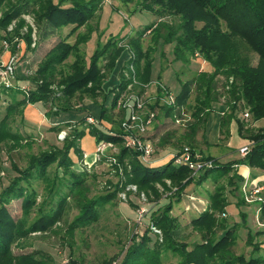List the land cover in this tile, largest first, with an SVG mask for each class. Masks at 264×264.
Wrapping results in <instances>:
<instances>
[{
    "label": "rangeland",
    "instance_id": "obj_1",
    "mask_svg": "<svg viewBox=\"0 0 264 264\" xmlns=\"http://www.w3.org/2000/svg\"><path fill=\"white\" fill-rule=\"evenodd\" d=\"M137 1L101 0L93 17L84 26L77 29H73L72 25L60 29L51 27L42 29L36 24L32 13L22 14L24 25L20 29V35H15L11 41L0 39V75L7 68L10 60L13 62L12 74L9 76L12 85L7 87L0 80V119L9 104V92H17V98L20 99L29 97L33 88L31 77L35 76L39 63L50 50L60 42L74 45L77 40L84 38L78 45L77 51H73L65 62L58 66L57 77L69 70V66L77 55L82 56L88 62L95 48L103 46L107 41L112 43L111 45L115 49L120 50L117 60H121L120 64L116 62L111 73H107L111 62L106 58L107 54L100 58L98 63L100 71L103 75L106 74L102 83L106 95L104 101L102 94L96 100L86 97L74 98L70 101L71 109L67 112H59L56 107L58 104L53 102L52 97H48L47 101L40 103L46 110L48 118L60 116L61 120H68L60 124V130H58L59 132L65 131L64 138L71 137L74 134L72 130H75L73 128L76 127L88 126L86 133H89V128L100 121L99 123L104 127L109 125V130L117 132L120 128L121 133L118 136L122 140L121 145L124 146L122 137L124 131L121 122L127 112L125 108L130 103L142 106V108L136 109L139 114H143L145 109L155 113V120L145 135L154 144L152 160L157 161L153 163L156 166L167 165L170 162H173L170 166L171 169L179 166L173 156L187 146L192 154L210 159L212 166L207 169L218 172L223 164H230L232 161L243 158L239 153V148L249 145L250 151L251 143L248 140L264 142V115L257 117L256 120L250 117L244 118L243 112L249 110L240 108V103L231 101L229 106L223 105L227 100L225 91L230 85L231 78L228 83H224L223 78H217L218 89L211 92L212 96L218 97L216 105L212 106V110L201 112L200 121L195 125V133L190 132L189 124L194 121L192 111L196 107V86L201 84L200 81L203 78L213 73V67L204 61L197 52L191 55L186 53L184 60L177 61L174 58L173 46L162 41L165 32L161 29L163 24L172 25L173 22H177V18L164 16L157 19L151 12L139 10ZM197 26L199 27L200 24ZM15 27L16 21H13L7 27V31L13 32ZM29 29H31V44L27 48L24 36ZM138 38L140 39L138 40ZM4 41L6 45H4ZM138 42L141 44V53H138L134 46ZM231 44L238 57L246 58L252 66L260 63L259 56L252 53L243 42L234 40ZM146 54L151 57L149 82L138 79V72L143 74L139 68L147 60ZM125 56L126 58H124ZM138 61L140 62L139 67L136 64ZM123 65L125 67L121 73L122 77L130 78V83L124 90H120L114 108L109 110L110 118L99 120L101 104L105 108L110 106L114 94L119 90L111 91L119 83V73ZM36 83L37 85L41 84V80ZM157 84L174 96L179 93L181 85L188 84L190 90L186 100L187 106L184 109L189 120L181 123L185 125L175 123L174 116L164 115L163 110L166 107L159 101V96L162 94L157 90ZM224 85L226 87H223ZM61 89V85L57 82L50 86V90L57 94V97L61 94ZM233 104L239 109L234 113L231 108ZM90 117L93 118L94 123L88 120ZM22 120L23 113L18 114L14 111L8 121L9 128L21 134V138L19 137L17 142L7 143V137L0 139V192L13 182L14 178L19 177V173L16 171L17 167L22 170L27 166L30 157L48 152L49 142L60 147L62 146L61 141L64 140V138L58 139L59 132L57 130L44 131L43 135L30 131L23 125ZM231 124L236 128L238 137L244 140V144L239 147L234 142L230 146L228 145ZM81 139L79 145L91 143L94 146L90 135ZM206 140L212 145L208 146ZM99 142H105V150L101 155L95 151L94 157H89L88 162L84 154L80 160L73 150L69 151L68 156L75 164L74 168L86 173L85 183L80 191L67 196L61 203L62 206L60 204L61 213L50 226L44 225L43 230L32 232L30 224L35 218L41 216L42 213L49 212L51 206H54L52 203L55 195H52L51 192L56 189L55 186L45 184L41 180L32 183L31 190L35 194L34 202L29 207L30 214L25 222H23V198L5 204L14 227L10 234V253L0 256V264H116V261H112L111 258L121 256L119 259L121 261L123 254L130 250L131 246L142 244V237L150 238L152 242L157 241V246L164 248L165 244L161 243L163 234L154 223L153 218H150V214L157 208L163 210L169 200L173 202L170 214L178 219L179 227L174 231L173 240L170 243V253L163 256L162 264H182L181 259L174 255L181 253L185 244L187 245L185 250L189 252L193 249L194 242L201 241L200 235L193 231L190 225L192 216L198 213L189 211L186 206L183 208L181 201L175 203L178 194L177 187L185 179L186 174L172 180L164 178L153 183L146 190L137 189V192H126V188H123L124 179L123 177L119 178L124 174L122 165H118L114 157L119 152V145L104 140L98 141L97 147ZM92 158L93 162H91ZM55 166L56 163L51 165V168L54 169ZM235 172L243 178V181L238 182V189L233 191V187H227V179ZM220 184L226 186L228 206L224 213L217 212L216 216L219 220H226L228 228L234 225L238 226V238L234 246L231 247V252L248 256L251 248L245 244L247 230L254 233L262 232L258 237L260 242L258 244L264 246V220L259 217L261 212L259 204L264 203V196H262L264 194V170L236 164L224 175ZM116 186L120 189L117 190ZM213 187L214 183L211 181L197 185L193 180L185 184L182 199L184 195H188L194 202L208 208L209 201L206 200H208L209 192L213 190ZM63 191L67 192L68 190L63 189ZM124 192H126L125 198H123ZM27 193L24 197L27 196ZM140 193L144 194L145 200L140 198ZM158 198L160 199L156 202L155 200ZM237 198H242L244 207L255 205L253 214H250L249 208L247 209L248 214H246L244 226L240 225V215L236 207ZM92 201L97 202V206L101 205L99 218L88 224L79 221L78 225L72 227L73 221L81 213L84 204H90ZM144 205L148 208L151 207V210L140 218L138 217L139 209ZM152 226L155 230L152 229ZM220 230L219 227L216 229L218 235L221 233ZM205 241H207L206 238ZM151 245L152 243L149 246ZM144 246L147 245L144 244ZM172 248L176 252H173ZM261 252L264 253V251Z\"/></svg>",
    "mask_w": 264,
    "mask_h": 264
},
{
    "label": "trees",
    "instance_id": "obj_2",
    "mask_svg": "<svg viewBox=\"0 0 264 264\" xmlns=\"http://www.w3.org/2000/svg\"><path fill=\"white\" fill-rule=\"evenodd\" d=\"M125 1L132 2L133 0ZM100 3L101 0H56V2L54 0H0V39L11 41L15 35L19 36L20 29L24 25L21 15L29 12L33 14L36 24L42 29H46V27L60 29L68 25H72L73 29L80 28L93 17L94 11ZM136 4L139 10L151 12L157 19L164 16L177 18V22H173L174 24H163L161 27L165 32L162 41L173 46L174 58L177 61L184 60L186 53L191 55L197 52L204 61L213 67V73L203 78L200 81L201 84L196 86V107L192 111L194 121L189 124L190 132L195 133V125L200 121L201 112L212 110V106L216 105L218 97L212 96L211 92L218 89L217 78H223L224 83H228L231 78L230 85L225 91L227 100L223 104L224 106H229L231 101L238 102L240 108L249 110L248 113L253 120L264 115V0H138ZM13 21H16V27L13 32H8L7 27ZM197 24L200 26L198 27ZM2 32L4 34H1ZM30 33L31 29L24 36L27 48L31 44ZM83 40L84 38L82 40L80 38L74 45L60 42L45 55L38 65L35 76L31 77L33 88L29 97L20 99L17 98V92H9V104L0 119V139L7 137L6 142L8 143L17 142L18 138H21L19 132H14L9 128L8 121L12 112L16 111L18 114H22V109L26 104L45 102L48 97H52L53 102L58 104L56 106L58 111L67 112L71 109L69 104L74 98L86 97L96 100L102 94V100H105L106 95L102 83L106 74L101 73L98 63L100 58L107 54L106 58L111 62L107 73H111L116 66L117 57L120 55V50L115 49L108 41L103 46L95 48L88 62L82 56L77 55L69 66V70L57 77L58 66L63 64L73 51H77L78 45ZM234 40L247 45L252 53L259 56L260 63L252 66L246 58L238 57L232 49L231 43ZM138 43L134 46L138 53H141V44ZM146 57L147 60L139 68L143 74L138 72V79L149 82L151 57L149 54H146ZM136 64L139 67L140 62L138 61ZM124 67L123 65L119 73V83L111 91L119 90L114 94L110 106L105 108L101 104L99 120L110 118L109 110L114 108L120 90H124L130 83V78L122 77L121 73ZM38 80H41L39 85L36 83ZM55 82L62 87L58 97L50 90V86ZM157 90L160 92L159 87ZM189 90L188 84L181 85L179 93L175 96L177 108L187 106ZM236 107L235 104L231 107L233 113L239 110ZM189 108L192 109L191 106ZM163 111L164 115L168 117H173L176 113L174 107H166ZM125 117H127V113L124 114L123 118ZM99 122L89 128V133L96 138L97 142L105 140L119 145V152L114 157L116 163L122 165L124 171V174L119 176L124 179L123 188L135 185L138 190H146L159 180L164 178L172 180L186 174L185 179L177 187L178 194L175 203H179L185 184L193 180L197 185L206 181L214 183L213 190L209 192L208 208L203 205L201 208L197 207L198 204L190 198L187 201V209L195 210L198 213L196 216H192L190 225L193 231L200 235L201 241L194 242L193 249L189 252L185 250L187 247L185 244L184 250L174 255L181 259L182 264H264V253L261 252L264 251V246L258 244L260 243L258 237L262 232L254 233L248 230L245 244L251 248L250 253L248 256L234 254L231 252V247L234 246L238 238V226L234 225L228 228L226 220H219L216 216L218 213H224L228 206L226 186L220 184L224 175L236 164L264 170V142L248 140L251 143L250 151L239 160L223 164L220 168L222 171L219 170L221 172L206 169L191 176V171L183 165L171 169L170 166L173 162L157 167L143 164L139 160L137 152L121 145L122 140L118 136L121 133L120 128L116 132L105 128ZM53 129L58 131L60 126L57 125ZM73 129H75L72 130L74 134L64 138L61 141L62 146L50 145L48 152L30 157L25 168L20 170L17 167L15 170L19 173V177L14 178L13 182L0 192V256L10 253V234L14 227L6 203L23 198V222H25L30 214L29 207L34 202L35 194L31 190L32 183L41 180L45 184L55 186L56 189L51 192L56 197L52 203L54 206H51L49 212L42 213L30 224L32 232H37L57 220L61 213V203L67 196L82 189L86 173L74 168L75 164L69 158L68 153L73 150L77 158L82 160L83 153L79 141L85 135L88 126ZM54 163L56 166L52 169L51 165ZM242 181L243 178L235 172L227 179V187H233V191H236L237 183ZM29 188L31 191L28 190ZM115 188L120 189L118 186ZM63 189L68 191H63ZM25 193L27 196L24 197ZM160 198L155 201L157 202ZM237 199L236 207L240 215V225L244 226L246 219V213L243 211L244 201L242 198ZM171 201L169 200L163 210L157 208L150 214V218H153L154 223L163 234L161 243L165 244L164 248L157 246V241L152 242L150 238L142 237V244L131 246L130 250L123 254L121 261H119L121 256L111 258V260L116 261V264H162L163 256L170 253V243L173 240L174 231L179 227L178 219L170 214L173 205ZM96 204L97 202L94 201L84 204L81 213L73 221L72 227L78 225L79 221L88 224L97 220L101 205L97 206ZM259 206L261 208L259 217L264 220V203ZM218 227L221 229L219 235L216 232ZM150 243H152L151 246H149ZM172 250L176 252L174 248Z\"/></svg>",
    "mask_w": 264,
    "mask_h": 264
},
{
    "label": "built area",
    "instance_id": "obj_3",
    "mask_svg": "<svg viewBox=\"0 0 264 264\" xmlns=\"http://www.w3.org/2000/svg\"><path fill=\"white\" fill-rule=\"evenodd\" d=\"M3 43L4 45H6L5 41ZM12 65L13 62L12 60H10L7 68L4 69L3 73L0 75V80L3 81V83L7 87L12 85L9 80V76H11L12 74ZM157 85L160 88V93L162 94L161 96H159V101L162 102L165 107L176 108V113L174 114L175 123H177L178 125H185L181 123L189 120V118L187 119L188 115L186 113V110L184 108H177L175 96L172 93L167 92L162 86H160V84ZM137 108H142V106L140 104L135 105L128 103L127 107L125 108L128 112L127 117H125L121 122V127L124 131V134L122 136L124 140V146L137 152L138 158L143 164L151 166L154 163V160H152L154 154V144L145 134L155 120V113L152 110L145 109L143 111V114H139L138 112H136ZM242 115L244 118L250 117L248 112H243ZM88 120L94 123L92 117H90ZM64 136L65 131H60L58 133V139H63ZM105 148V142H99L96 149L98 155H101ZM248 151L249 145L239 148V153L242 156H245ZM173 157L178 165H183L189 168L193 175H196L199 172L204 171L212 166V161L210 159L201 158L198 154H192L190 148H188L187 146L183 147L182 150L179 153H176ZM132 191L137 192L136 186L128 185L126 187V192ZM126 192H124L123 198H125ZM140 198H142V200H145L143 193H140ZM150 210L151 207L148 208L145 205L142 206L139 209L138 217L141 218L147 211ZM152 229L155 230L153 226Z\"/></svg>",
    "mask_w": 264,
    "mask_h": 264
},
{
    "label": "crops",
    "instance_id": "obj_4",
    "mask_svg": "<svg viewBox=\"0 0 264 264\" xmlns=\"http://www.w3.org/2000/svg\"><path fill=\"white\" fill-rule=\"evenodd\" d=\"M120 60L121 59L117 60L118 64H120ZM40 103H43V102H38L36 104H26L23 107V109H22L23 125L27 129H29L30 131L32 130V131L37 132V133L39 132V133H42L41 135H43L44 131L53 132V130H54L53 128L55 126H57V125L60 126V124H63L65 121H68V120H61L59 118L60 116H55V117L51 116L52 117L51 119L48 118L46 116V110L43 108L42 105H40ZM126 113H128V112H126ZM108 126L109 125L105 126V128L110 129V126L109 127ZM230 133H231L230 134V138H229L230 140H228V145L229 146L232 144V142H234V144H238V147L244 144V140H242L241 138L238 137L237 130H236V128L233 127L232 124L230 125ZM87 135H90V137L94 141V144H93L94 146H92L91 143L84 144V145H79V146H80V149H81L82 153L86 156L87 162H88V158L89 157H94L93 155L95 154V151H96V148H97V140H96V138L94 136H92L89 133H86L82 138H86ZM219 138H220V136H219ZM81 140H80V142H81ZM206 142H207L208 146L212 145L207 140H206ZM49 144L52 145L50 142H49ZM93 160L94 159L92 158L91 162H93ZM156 162L157 161L154 160V163H156ZM154 166H156V165L153 164V167ZM262 196H264V194H262ZM188 200H189L188 195H184L183 199L181 200V204L183 205V208H185V206L186 207L188 206V202H187ZM206 201H208V200H206ZM197 204H198L197 207H200V208L202 207V205H200L199 203H197ZM254 207H255V205L245 206L243 209H244L246 214H248V210H250V214H253L254 213V211H253ZM189 211L192 212V211H195V210H190L189 209ZM247 217H248V215H247Z\"/></svg>",
    "mask_w": 264,
    "mask_h": 264
}]
</instances>
